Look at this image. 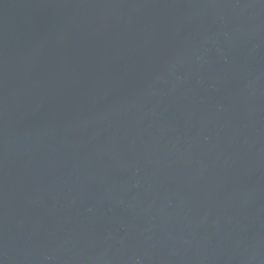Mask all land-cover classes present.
<instances>
[{"label":"water","instance_id":"obj_1","mask_svg":"<svg viewBox=\"0 0 264 264\" xmlns=\"http://www.w3.org/2000/svg\"><path fill=\"white\" fill-rule=\"evenodd\" d=\"M0 264H264V0H0Z\"/></svg>","mask_w":264,"mask_h":264}]
</instances>
